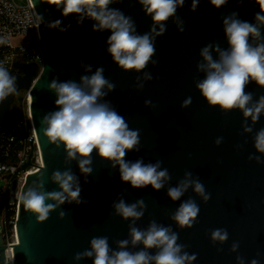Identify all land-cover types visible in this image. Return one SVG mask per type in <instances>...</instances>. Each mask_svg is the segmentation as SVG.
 <instances>
[{
    "label": "water",
    "instance_id": "water-1",
    "mask_svg": "<svg viewBox=\"0 0 264 264\" xmlns=\"http://www.w3.org/2000/svg\"><path fill=\"white\" fill-rule=\"evenodd\" d=\"M31 1L43 16L40 24L43 62L41 66L37 62H15L10 74L17 78V91L0 103V127H7L20 118L17 94L31 89V114L42 165L27 176L21 192L41 175L46 191H59L58 185L50 180L51 174L70 167L79 177L81 199L86 203L66 202L44 222H37L35 215L20 204L14 259L12 262L8 256V245L0 230V264H92L91 258L76 261L74 255L89 250L93 237L106 236L109 246L117 250V241L130 240L131 220L115 215L112 208L113 201L121 194L129 204L140 198L145 201L147 207L143 217L136 221V227L146 229L152 220L171 226L178 233L177 243L186 246L184 251L197 255L193 264H238V256L243 258L244 264H250L253 259L264 264V163L249 160L251 155L260 156L264 161V154L254 147L256 133L264 128V114L254 125L250 118L245 122L239 110L224 113L218 107L209 106L195 87L196 80L203 78L196 68L201 59L200 49L210 42L227 47L222 17L234 11L241 20L254 22L255 15L264 10V0H228L219 9L209 0H201L195 11L191 10V0H185V5L177 10V16L185 21V31L179 32L173 19L167 21L166 33L155 41L153 59L158 63H149L144 70L150 72L153 79L145 81L143 89L137 88V76H142L143 72H126L113 63L107 52L109 31H93L94 21L89 19L78 25L77 16L63 17L51 0ZM111 7L131 16L138 33L150 30L151 17L136 0H122ZM57 19L62 20L61 27H70L63 32L47 27ZM80 61L92 65L93 72L104 66V76L115 85L104 99L127 120L131 129L140 133V151L128 152L126 159L143 158L145 163L162 161L161 170L168 169L171 176L163 189L156 191L150 185L132 188L121 181L118 166L112 168L95 152L92 154L93 172L85 177L76 161L65 163L63 145L57 148L43 136V116L57 110L56 96L48 90V84L54 77L78 82L85 74ZM246 91L253 93L254 100L264 95V88L254 82ZM189 96L191 105L182 109V102ZM146 99L155 107H146ZM245 123L253 128L251 133L244 132ZM217 137H223L219 146L214 143ZM34 151L33 145L29 160L22 166L24 171L35 165ZM186 171L192 172L193 177L198 176L206 192L211 194L207 203L191 188L179 201L174 202L167 196V189L176 186ZM17 191L18 181L14 180L11 196L15 197ZM188 198L196 201L200 212L191 228L181 229L170 216ZM60 211L65 212L63 219L59 218ZM217 228L228 232V240L223 244L211 241V230ZM233 243L239 244L236 252L231 251ZM142 248V245L132 248L129 244L133 252ZM149 251L155 254L156 249Z\"/></svg>",
    "mask_w": 264,
    "mask_h": 264
},
{
    "label": "clouds",
    "instance_id": "clouds-1",
    "mask_svg": "<svg viewBox=\"0 0 264 264\" xmlns=\"http://www.w3.org/2000/svg\"><path fill=\"white\" fill-rule=\"evenodd\" d=\"M122 0H51V4L61 10L63 17L75 15L77 24L85 19L94 21L92 30L95 32L109 31L107 37V52L112 61L120 69L128 72H143L137 76V88L143 89L145 81L153 79L150 72L144 71L149 63L156 65L157 60L155 41L167 31V21L173 22L179 32L185 31V21L177 16L178 8L185 5V0H136L142 10L151 17L152 25L148 32H137L135 21L131 16L115 7L113 4ZM201 0H191V10L195 11ZM210 4L219 9L228 0H209ZM35 27L43 23V16L35 13ZM223 31L227 47H221L218 42H210L199 52L201 59L197 62L198 73L202 79L195 82V87L211 107H218L222 112L232 110L242 112L245 122L250 118L252 124L257 123L264 114V95L253 99V93L247 92V86L254 82L264 88V10L258 12L254 22L241 20L237 12H231L222 17ZM62 20L48 23L47 27L66 31L70 25L61 27ZM85 74L79 81H60L54 77L48 84V90L55 94L57 110L46 113L41 120V131L50 144L59 148L63 145L66 153L65 163L76 161L79 171L85 177L91 175L93 169L92 154L96 153L102 160L111 164L112 168H119L122 182L129 183L134 189L151 186L159 191L171 180L168 169L161 170L162 161L145 163L143 158L135 161L126 159L130 151H140L139 130L129 127L127 120L120 115L110 102L104 98L115 89V85L105 76L103 65L93 72L92 65L80 61ZM16 77L3 66H0V103L16 91ZM192 103L189 96L181 104V108H188ZM146 107H155L151 100H145ZM245 133H251L253 128L247 123L243 125ZM223 137H217L214 143L219 146ZM239 147V146H238ZM254 147L258 153L264 154V128L254 137ZM259 163L260 156H249ZM52 183L58 185L59 191H46L45 181L41 176L20 193L17 200L23 208L35 215L37 222L46 221L50 213L59 209L66 202L69 204L86 203L81 199L79 177L69 167L64 171L55 170L50 177ZM87 182V181H86ZM191 188L204 203L211 194L207 193L199 177L186 171L183 179L176 186L167 189V196L172 201H179ZM52 201L53 203H48ZM143 198L134 203H126L122 194L113 201L114 214L124 220H131L129 224V239L117 241V250L109 246L106 236L93 237L90 249L74 255L76 261L91 258L92 264H193L197 255H189L184 251L185 245L178 244V233L171 226L150 221L146 229L135 226L146 209ZM200 208L196 201L188 198L181 202L170 219L181 228H191L196 222ZM64 211L59 212L63 219ZM213 243H225L228 240L226 229L211 230ZM142 245L139 251L129 250ZM238 243H233L231 251L236 252ZM156 249L155 254L149 250ZM238 264H244L242 257H237ZM250 264H258L253 259Z\"/></svg>",
    "mask_w": 264,
    "mask_h": 264
},
{
    "label": "built area",
    "instance_id": "built-area-1",
    "mask_svg": "<svg viewBox=\"0 0 264 264\" xmlns=\"http://www.w3.org/2000/svg\"><path fill=\"white\" fill-rule=\"evenodd\" d=\"M35 13L38 12L31 0H27L26 5H21L17 0H0V66L9 72L17 61L42 65L41 33L40 26L35 27ZM21 92L17 98L21 106L18 109L20 118L7 127H0V177L5 180V186L0 187V212L3 211V227L0 230L8 245L10 260L14 259L13 245L18 242L16 222L20 205L17 196H11L13 182L18 181L20 189L17 193H20L27 176L42 165L41 149L31 114V89ZM33 145L35 165L24 171L22 166L29 160ZM10 209L15 210V216L9 217Z\"/></svg>",
    "mask_w": 264,
    "mask_h": 264
},
{
    "label": "rangeland",
    "instance_id": "rangeland-1",
    "mask_svg": "<svg viewBox=\"0 0 264 264\" xmlns=\"http://www.w3.org/2000/svg\"><path fill=\"white\" fill-rule=\"evenodd\" d=\"M17 2H19L21 5H26L27 3V0H17ZM22 92L20 91L18 94H17V98H19L21 96ZM18 109H21V106L19 105V108ZM20 115V113H18ZM5 186V180L0 177V187H4ZM20 187L18 185V191H19ZM2 214H3V211L0 212V228L3 227V221H2Z\"/></svg>",
    "mask_w": 264,
    "mask_h": 264
},
{
    "label": "trees",
    "instance_id": "trees-1",
    "mask_svg": "<svg viewBox=\"0 0 264 264\" xmlns=\"http://www.w3.org/2000/svg\"><path fill=\"white\" fill-rule=\"evenodd\" d=\"M19 102H20V100H19ZM15 210H13V209H10L9 211H8V214H9V217L10 216H15Z\"/></svg>",
    "mask_w": 264,
    "mask_h": 264
},
{
    "label": "bare ground",
    "instance_id": "bare-ground-1",
    "mask_svg": "<svg viewBox=\"0 0 264 264\" xmlns=\"http://www.w3.org/2000/svg\"><path fill=\"white\" fill-rule=\"evenodd\" d=\"M32 171L34 172V171H36V170H32ZM12 262H13V260H12Z\"/></svg>",
    "mask_w": 264,
    "mask_h": 264
}]
</instances>
